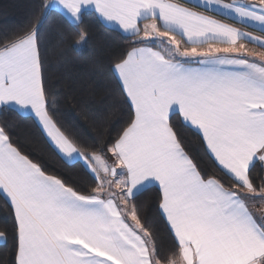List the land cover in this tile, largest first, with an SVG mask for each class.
Instances as JSON below:
<instances>
[{
    "label": "snow or ice",
    "instance_id": "snow-or-ice-1",
    "mask_svg": "<svg viewBox=\"0 0 264 264\" xmlns=\"http://www.w3.org/2000/svg\"><path fill=\"white\" fill-rule=\"evenodd\" d=\"M89 7L129 36L110 68L127 114L105 142L81 144L54 118L41 31L48 9L79 25ZM40 8L0 42V111L32 113L87 179L51 173L0 122L14 264H264V175H255L264 169V37L225 22L264 32V0H48ZM177 116L219 174L190 154ZM149 191L168 245L144 215Z\"/></svg>",
    "mask_w": 264,
    "mask_h": 264
},
{
    "label": "trees",
    "instance_id": "trees-1",
    "mask_svg": "<svg viewBox=\"0 0 264 264\" xmlns=\"http://www.w3.org/2000/svg\"><path fill=\"white\" fill-rule=\"evenodd\" d=\"M48 0H0V42L12 38L32 22L40 5ZM82 23L74 24L57 9L47 10V21L41 31L44 70L48 90L54 95V118L58 126L81 144L105 142L126 119L127 104L118 90L111 72L113 57L130 47L127 34L106 26L91 10L84 11ZM81 30L85 44L79 48ZM0 122L9 125L12 138L33 158L40 159L47 169L70 178V182L87 179L78 161L62 158L55 147L41 133L34 116L15 110L0 111ZM177 130L182 134L190 154L206 171L219 174L201 143L200 137L184 127L177 116ZM255 175H264L258 164ZM143 212L159 229V240L170 244V236L156 214V193L147 192L142 198ZM12 210L0 195V231L8 233L7 243H0V264H14L11 237Z\"/></svg>",
    "mask_w": 264,
    "mask_h": 264
},
{
    "label": "crops",
    "instance_id": "crops-1",
    "mask_svg": "<svg viewBox=\"0 0 264 264\" xmlns=\"http://www.w3.org/2000/svg\"><path fill=\"white\" fill-rule=\"evenodd\" d=\"M180 2H181V3H184L185 0H180ZM55 9L61 11L65 16H67V18H69L74 24H76V22L73 20V18H72L70 15H68L66 12H64L63 9H61V8H55ZM88 10H91V11H94V12H95V10H94L93 8H91V7H89V8L86 9L85 11H88ZM95 13H96V12H95ZM96 14L98 15V17L101 19V21H102L106 26H108V27H110V28H113V29H116V30L122 32V30H120V29H119L118 27H116L115 25H112V24H110L109 22L105 21L102 17L99 16L98 13H96ZM217 18H218V19H224L223 17H217ZM225 22H227V23H233V24H235V26H237V27H241L242 30H244V31H249V32H252L254 35L264 37V32L259 31L258 28H251V27H247V26H244V25L236 24L235 21H232V20H226ZM122 33H123V32H122ZM123 34H126V33H123ZM127 35H128V34H127ZM250 46H252V45H250ZM17 110L20 111L21 113H24V114H30V115L34 116V115H33L32 113H30V112L23 111V110H19V109H17ZM34 118H35V117H34ZM61 155H62V154H61ZM64 159H66V160L69 161V162H73V160H69V159H67V158H64ZM3 242H4V241H0V243H3Z\"/></svg>",
    "mask_w": 264,
    "mask_h": 264
},
{
    "label": "rangeland",
    "instance_id": "rangeland-1",
    "mask_svg": "<svg viewBox=\"0 0 264 264\" xmlns=\"http://www.w3.org/2000/svg\"><path fill=\"white\" fill-rule=\"evenodd\" d=\"M84 44H85V39H84L83 41H81V39H79V41L77 42V46H78L79 48L83 47ZM259 206H260V205H257V207H259Z\"/></svg>",
    "mask_w": 264,
    "mask_h": 264
}]
</instances>
